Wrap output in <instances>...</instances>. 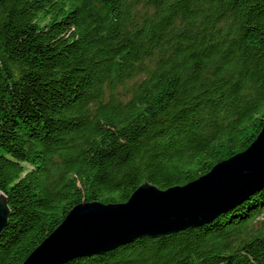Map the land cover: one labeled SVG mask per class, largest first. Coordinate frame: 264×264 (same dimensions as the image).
Returning a JSON list of instances; mask_svg holds the SVG:
<instances>
[{
  "label": "trees",
  "instance_id": "trees-1",
  "mask_svg": "<svg viewBox=\"0 0 264 264\" xmlns=\"http://www.w3.org/2000/svg\"><path fill=\"white\" fill-rule=\"evenodd\" d=\"M264 122V0H0V264L76 206L184 186ZM264 189L209 224L67 264H264Z\"/></svg>",
  "mask_w": 264,
  "mask_h": 264
},
{
  "label": "water",
  "instance_id": "water-1",
  "mask_svg": "<svg viewBox=\"0 0 264 264\" xmlns=\"http://www.w3.org/2000/svg\"><path fill=\"white\" fill-rule=\"evenodd\" d=\"M264 189V122L243 152L199 179L161 190L143 183L121 204L76 205L23 264H67L103 255L137 239L159 238L206 225ZM8 198L0 191V235L8 224Z\"/></svg>",
  "mask_w": 264,
  "mask_h": 264
},
{
  "label": "rangeland",
  "instance_id": "rangeland-1",
  "mask_svg": "<svg viewBox=\"0 0 264 264\" xmlns=\"http://www.w3.org/2000/svg\"><path fill=\"white\" fill-rule=\"evenodd\" d=\"M243 204V203H242ZM262 219H264V214L262 215Z\"/></svg>",
  "mask_w": 264,
  "mask_h": 264
}]
</instances>
